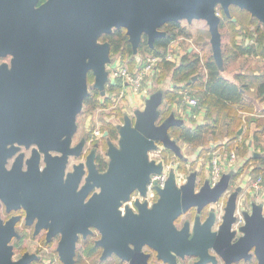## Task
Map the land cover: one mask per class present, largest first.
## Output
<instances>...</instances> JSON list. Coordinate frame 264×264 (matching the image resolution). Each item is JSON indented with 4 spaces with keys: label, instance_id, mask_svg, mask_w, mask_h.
I'll return each mask as SVG.
<instances>
[{
    "label": "water",
    "instance_id": "1",
    "mask_svg": "<svg viewBox=\"0 0 264 264\" xmlns=\"http://www.w3.org/2000/svg\"><path fill=\"white\" fill-rule=\"evenodd\" d=\"M38 1L0 0V56L11 55L10 63L0 62V151L9 143H34L46 155L50 150L62 152L64 163L73 152L77 118L90 93L89 72L95 76L93 87L102 95L110 81L111 45L101 40L103 34L124 27L137 54L144 34L153 47L157 37L167 34L164 24L203 20L209 27L212 55L223 68L218 7L230 17L231 6L237 5L264 24V0H46L39 5ZM164 97L165 89L152 91L144 107L134 110V118L125 114L124 122L118 125V142H108L110 161L106 171L98 172L94 160L88 161L90 175L84 186L99 187L100 191L87 202L82 200L79 209L73 201L69 224L38 225L49 229L48 238L56 232L62 234L57 250L63 264H76L80 233L86 237L93 231L91 227L101 233L96 244L103 248L102 259L115 254L130 264H154L148 261L149 253L143 251L147 244L158 251L159 258L172 264L177 263V254L198 255L201 260L197 264H203L213 258L210 247L225 257L235 253V260L249 258L253 249L259 264H264L263 204L252 200L247 209L241 210L245 220L239 228L242 235L233 242L236 230H232V224L237 219L242 185L231 193L219 230H212L213 212L202 226L194 227L192 236L188 225L181 229L175 226V219L183 211L194 206L201 211L218 201L235 169L225 171L215 185L205 179L198 190V170H192L187 181L179 185L176 171L171 169L165 186L156 188L159 198L152 207L138 200L139 213L128 207L123 215L119 209L133 191L146 195L151 174L163 170V162L150 157V151L158 149V142L178 158L188 160L179 140L170 133L171 127L184 124L185 119L175 111L161 119ZM242 132L243 128L239 134ZM7 175L5 158H0V197L5 202L10 192ZM80 178L76 175L75 186ZM14 236H19L16 225L5 224L0 215V264H27L38 258L26 252L14 259Z\"/></svg>",
    "mask_w": 264,
    "mask_h": 264
},
{
    "label": "flooded vegetation",
    "instance_id": "2",
    "mask_svg": "<svg viewBox=\"0 0 264 264\" xmlns=\"http://www.w3.org/2000/svg\"><path fill=\"white\" fill-rule=\"evenodd\" d=\"M44 1L46 0H39L38 5L43 3ZM218 12L223 19L225 14L223 13L220 6L218 7ZM10 60L11 55L0 56V62L5 61L10 63ZM77 132L74 134L73 142L71 144L73 152L68 154L66 163L63 162L62 156L64 154L62 152L58 150H50V155H46V153L42 151L37 144L34 143L29 145L19 142L9 143L5 150L0 151V158H5V167L8 171L7 179L9 180L8 189L10 191L7 197L8 203L0 197V215L5 224L9 223V225H16V230L19 236H14L11 241L14 247V253L16 249L22 246V244L20 243L24 236V231L21 230L22 228L30 230V232L32 233V237L34 238L43 236L45 234L47 242L58 239L59 243L62 235L60 232H56L50 238H48L49 229L44 228L43 226L37 228L38 225H68L69 219L71 217V204L73 205V201L76 203V209H79L82 207V200L84 202H87L95 192L100 191L99 187L89 188V186H84L86 185L87 178L90 175V167L88 161L92 162V160H94L98 172L102 173L106 171L108 169L110 161V157L108 154V142L112 139L108 138L107 145H103L100 141L91 142L89 140L90 134H88L87 132H83L80 136H77ZM104 136H109V132H105ZM114 142H118V140ZM158 145V153L161 154L162 157H164L166 162L169 161L166 157L170 149L165 148L161 142H158ZM155 152L156 150L150 151L151 159H155L153 157V153ZM176 157L177 156L175 155V158H173V160L169 162L172 165L171 169H175L176 171L178 184L182 185L187 181V177L190 172L183 173L184 179H178L177 173L180 171L178 169L179 160H187ZM156 162L158 161L156 160ZM162 162L165 166L164 161ZM44 172L47 174L44 175ZM208 173L207 176H205L202 180H199L197 177V190L201 187V185H203L205 179L207 178L212 184ZM78 174L81 175V178L79 184L75 186L76 175ZM151 176L148 183V190L146 195H142L139 190H135L130 194L129 200L123 201L122 205L119 208L122 211L123 215L126 214L128 207L134 212L139 213L140 210L139 206L137 205L138 200L141 202L147 201L149 208L152 207V205L158 200L159 193L156 188L159 185H155L154 187L150 186ZM239 177L240 176L237 175H234L232 177L228 189L220 196L218 201L207 204L201 211H198V207L194 206L179 214L174 221L175 226L178 229H181L185 225H188L190 227L192 236L194 233V227L196 225L202 226L204 222L208 218H210L213 212L214 220L212 221L211 227L214 231L219 230L220 226L223 224V216L225 214V207L228 203L229 197L231 193L236 189V187L241 185L238 182ZM41 180H45L46 183ZM165 184L159 187H164ZM42 189H44L45 192ZM243 190L244 187L242 191ZM242 191H240L239 195L242 194ZM251 193L252 192H249L247 197H250ZM44 195L46 196L44 197ZM239 195L237 198L238 208L235 213L237 219L232 224V230H236V235L233 238V242H235L242 235V232L239 231V228L245 222L244 216L242 215L241 211L242 209H245V207H241V205L239 204ZM251 201L252 197L249 200L248 206H250ZM25 203H28L29 206H26ZM239 209L241 217L239 214ZM91 228L93 231L91 233H88L86 237L83 236L82 233H80L79 239L83 238L85 239V241H88L89 238H94L95 234L97 233H99L101 237V233L97 228ZM99 238L94 239V243L91 244V246H95L96 248L94 254L97 252L98 248H101L103 252V248L96 244V241ZM143 251L149 253L148 261L150 263L172 264L169 261H165L164 259L159 258L158 251L147 244L143 247ZM26 252L35 253L38 255V258L29 261L27 264H32L41 259V255L36 251H24L17 257L14 254V259H19ZM209 253L210 256H213V258H209V260L205 261L203 264H259L258 258L255 256L253 249L250 250L252 256H250L249 258L243 257L239 260L233 259V256L236 255L235 253L229 254L228 257H225L222 254L218 253L213 247L209 248ZM112 257L119 258L121 261L130 264L129 261L123 260L115 254L109 255L104 259L101 258V260L103 262H107L108 259ZM200 260L201 257L194 254H186L184 256L178 254L176 255V264H197Z\"/></svg>",
    "mask_w": 264,
    "mask_h": 264
},
{
    "label": "trees",
    "instance_id": "3",
    "mask_svg": "<svg viewBox=\"0 0 264 264\" xmlns=\"http://www.w3.org/2000/svg\"><path fill=\"white\" fill-rule=\"evenodd\" d=\"M234 9L241 10L242 12H248L251 15V19L253 18L258 20L260 25L264 27V24L258 18L252 16L248 10L237 5H232L231 16H224L221 21V28L226 26V23L234 24V22H232V19L235 16V12H233ZM180 22L181 21H173L164 24L162 28L166 30L167 34L162 37H157L153 47H151L147 36L144 34L137 54L134 53L133 46L129 41V36L124 27L114 28L111 33L103 34L101 39L110 42L111 56L113 60L117 57H120L122 63L128 65L130 69L133 70L137 67V59L142 51L146 53L160 54L162 49L167 48L170 42L174 40L179 33L184 31V27L181 26ZM252 22L254 23V21ZM256 33L257 38L255 40V44L248 43L239 46L238 48L240 50L234 54L235 57L242 53L257 55L264 59V29H262L260 26H256ZM200 66L201 58L199 55H196L189 50L184 55L181 64L177 66L164 60L159 64V67L161 68L160 72H171V77L174 82L173 90H165V100L167 105L162 110L161 119L170 114L172 111L171 104H181L183 93L180 92V90L182 88L184 89L186 87L192 86L201 87L199 99L201 104L206 107L207 116L205 122L197 124L195 127L187 126L185 123L179 126H173L170 129L171 135L177 139H181L187 144H192L194 148L202 146V149H200V154L202 150L205 151L206 147L204 145L208 142V148L214 149L218 147L215 140H218V138L221 137L228 138V140L227 142L221 141L220 144H222V142L223 144H227L233 139H239L242 137L240 144L239 142L237 143V148L243 147V151L250 148V141L260 144L262 141V136L264 135V117L245 118L246 121L249 120V122L257 124V126L247 135L248 137H246L244 133L240 135L239 130L244 127V124L241 122L242 114L249 113L251 115L258 113L261 114V116H264L262 115L264 114V110H259L256 107V102L250 100L248 96H246V92L252 86H255L257 92L255 98L261 102H264V72H255V74L237 72L234 78L231 79L224 74L225 62L223 68L219 67L213 55L208 57L204 62L206 73L203 75V77L196 76ZM164 75H167V73H164ZM90 76H92L95 80L93 72L90 71L88 74V82ZM122 87V82L119 81L116 85L113 83L108 84L106 90L120 91ZM93 90L95 94L99 95V98L93 102V107H96L98 103L107 104L111 101L113 102L110 97L102 95L99 89L93 87ZM92 100L93 95H91L90 92L85 98L84 103L92 102ZM118 125L119 124H111V128L109 129L110 138L118 137ZM174 131L176 132V135L173 134ZM169 152L174 154V152L171 150H169ZM230 152L225 151L224 153L229 155ZM246 158L249 160L254 159L258 162L255 167L251 168L250 173L252 178L262 175L264 183V153L260 156H257L255 153H253L250 157L247 155ZM244 167L245 164L240 165L237 168L235 175H241L243 170L247 169V167ZM89 250V255H93L96 251V248L95 246H91Z\"/></svg>",
    "mask_w": 264,
    "mask_h": 264
},
{
    "label": "rangeland",
    "instance_id": "4",
    "mask_svg": "<svg viewBox=\"0 0 264 264\" xmlns=\"http://www.w3.org/2000/svg\"><path fill=\"white\" fill-rule=\"evenodd\" d=\"M233 12H235L234 17L236 18L235 20L232 19V22H234V24L226 23V26H223L221 28L223 35V55L225 59L224 74L227 77L234 78L237 72L249 74H255V72H264V59L260 56L242 53H240V55H238L237 57L234 56L237 51L239 52V46L248 43L255 44V40L257 38L256 26H260L262 29H264V27L260 25V22L258 20L253 18L251 19V15L248 12H242L238 9H234ZM249 20L254 21V23ZM180 24L184 27V31L178 34L175 39H177L179 42L175 43H177L176 45L182 47V51L184 53H187L189 50L190 52L199 55V57L201 58V66L199 67V71L196 76L203 77V75H205L206 73L204 62L208 57L212 56V47L210 43L211 35L209 32L208 24L206 23V21L196 19L193 20V22L191 23L183 19L181 20ZM142 54L145 55L147 53L142 51L140 55ZM109 66L110 65H108V67ZM164 73H167V75H164ZM171 76V72L169 71H162L160 73L149 76L148 80H151L152 82L151 91H155L159 88H163L166 90L168 86L171 87L173 82ZM93 84L94 78L90 76L89 85L91 95H93V100L92 102L84 103L83 110L78 115L77 136H80L83 132H87L88 134H90L89 140L91 142L100 141L103 145H107L108 138L112 139V141H117L119 138H110V134L107 137L104 136L105 132H109L111 124H122L124 122L125 114H129L134 118V110L136 108H143L145 102L144 99H141L142 96L138 94L136 97H132V99H130L131 93H125L123 97L118 98L115 102L111 101L107 104L98 103L96 107H93V102L99 98V95L95 94L93 90ZM186 88L189 89L197 98H199L201 87L192 86ZM249 91L252 97H256V90ZM133 95H135V93ZM181 101L183 102V99ZM257 103L260 104L261 102L256 101V104ZM166 105L167 103L164 98V101L161 105V109L163 110ZM259 110L262 109L259 108ZM248 117L257 118L264 116H261V114L258 113L251 115L249 113L242 114L241 122L244 124V135L246 137H248L247 135L257 126L256 123H251L249 122V120L246 121L245 118ZM173 134L176 135V132L174 131ZM178 140L182 146L184 154L188 156L187 161L179 160L178 169L183 173H189L192 170H198L199 180H202L205 176H207V163H209L211 159L209 158V156L213 151H221L223 153L225 151H235L238 155V159L240 160V165L245 164L244 168L247 167V169L243 170V173L247 175L250 173V169L258 164L256 160H249L248 158H246L247 155H249L248 152L250 149H245L243 151V147L237 148V143L239 142L240 144L241 139H233L230 141V143L220 144L221 141L227 142L228 138H218V140H215L218 147L214 149L208 148V142L204 145L206 149L204 148L205 151L202 150L203 152L201 151V154L200 149H202V146L194 148L192 144H187L181 139ZM262 146L263 147L261 148V150L264 149V135L262 136ZM208 150L211 152H209ZM153 155H155V153H153ZM166 158L167 160L171 161L173 160V158H175V155L169 152ZM226 169L228 170L229 168L226 167ZM241 179H243V177ZM254 179L255 178H252L251 181H253ZM244 191L245 188L242 191V194L239 195L238 202L241 207L248 208L250 198L252 197V200H256V198H254L253 195L247 197L248 195L243 193ZM252 194H254V192ZM21 230L24 231V236L23 239L20 241L22 246L16 249L15 251L16 257L24 251H36L41 255V259L32 264H63L57 252L58 239H54L51 242H47L45 234L43 236L34 238L32 237V233L30 232V230L26 228H22ZM99 237L100 234L97 233L95 234L94 238H89L88 241H85V239L83 238L79 239L77 244L76 264H128L127 262H123L119 258L115 257L108 259L107 262H103L101 260V248H98L95 254L89 255V248L91 244L94 243V239H97Z\"/></svg>",
    "mask_w": 264,
    "mask_h": 264
},
{
    "label": "built area",
    "instance_id": "5",
    "mask_svg": "<svg viewBox=\"0 0 264 264\" xmlns=\"http://www.w3.org/2000/svg\"><path fill=\"white\" fill-rule=\"evenodd\" d=\"M179 42L177 39H174L170 42L167 48L162 49L160 54L147 53L145 55H139L137 59V67L135 69H130L128 65L122 63L120 57H117L113 60V63L109 66L110 71V81L108 84L113 83L114 85L118 84L119 81L122 82V88L120 91L106 90L104 96L110 97L114 102L118 98L123 97L125 93L134 92L139 95H146L148 92V87L150 86L151 80H148V77L154 74H157L160 71L159 64L161 61H167L177 66L181 64L184 53L181 46L176 45ZM107 84V85H108ZM183 93V103L192 107L201 108L202 104L200 99L197 98L189 89L182 88ZM158 162L164 161L165 166L163 170L159 173H153L151 176L150 186L154 187L155 185L163 186L166 182L168 174L172 168V165L169 161L166 162L164 157L158 153L156 150L155 155L153 156ZM209 161V177L212 181V184H216L222 174L225 172L227 166H232L237 163L238 155L235 151H231L229 155L221 151H215ZM178 179H184L183 172H178ZM251 190L254 192L256 200L263 204L264 208V183L263 176H257L253 181L250 182ZM252 192V193H253ZM239 214L241 217L240 209Z\"/></svg>",
    "mask_w": 264,
    "mask_h": 264
},
{
    "label": "crops",
    "instance_id": "6",
    "mask_svg": "<svg viewBox=\"0 0 264 264\" xmlns=\"http://www.w3.org/2000/svg\"><path fill=\"white\" fill-rule=\"evenodd\" d=\"M256 73H258V72H256ZM230 78V77H229ZM231 79H233V78H231ZM152 82L150 83V86L148 87V92L146 93V95H140V96H142L141 97V99H144V102H145V99H146V97H148L149 95H150V93L152 92L151 90H152ZM167 89H169V90H173L174 89V82H172V85H171V87L170 86H168L167 87ZM249 90H256V87L255 86H252ZM247 91L246 92V96H248V98L250 99V100H253V101H258V102H261V101H259L258 99H256L255 97H252L251 95H250V91ZM180 92H182V89L180 90ZM129 93H131V97H130V99H132V97H136L137 96V94L138 93H135V95H133L134 94V92H129ZM133 95V96H132ZM139 95V94H138ZM165 98V97H164ZM171 106H172V111H175L176 112V114L179 116V117H181V118H184L185 119V124L187 125V126H190V127H195L197 124H201V123H203V122H205V120H206V107L202 104V107L201 108H197V107H192V106H189V105H187V104H184L182 101H181V104H179V103H174V104H171ZM256 106H257V108L259 109H262V110H264V102H261L260 104L259 103H257L256 104ZM262 115H264V114H262ZM189 120V121H188ZM243 128V132H242V134L244 133V131H245V127H242ZM241 135V134H240ZM242 137H240L239 139H241ZM224 142V141H223ZM222 142V143H223ZM249 144H250V150H249V155H248V157H250L253 153H256V152H258L259 153V155L258 156H260L261 154H263L264 153V149H262L261 150V148L263 147L262 146V141H261V145L259 144V143H255V142H252V141H250L249 142ZM215 151H213L211 154H213ZM251 154V155H250ZM207 165L209 166V163H207ZM208 166H207V169H208V172H209V168H208ZM240 166V160H238L237 161V163L235 164V165H230V166H227V168H229L228 170L227 169H225V171L227 170V171H230V170H233V169H235L236 171H237V168ZM250 172H251V169H250ZM238 176H240L239 177V179L238 180H240L242 177H243V179H241L242 180V182H241V180L240 181H238L244 188H245V191L243 192V193H245L246 195H248V193L249 192H252V190H251V187H249L250 186V181H251V179H252V175H251V173H249L248 175L247 174H245V173H242L241 175H238ZM245 184V185H244ZM251 195H253L254 196V198H256L255 197V195L254 194H252L251 193ZM250 205H251V203H250Z\"/></svg>",
    "mask_w": 264,
    "mask_h": 264
}]
</instances>
